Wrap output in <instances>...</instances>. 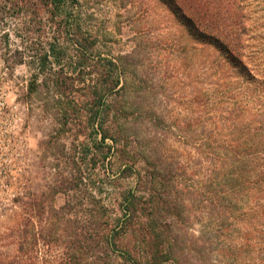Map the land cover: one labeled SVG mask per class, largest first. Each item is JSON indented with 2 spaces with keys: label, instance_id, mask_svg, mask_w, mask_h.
<instances>
[{
  "label": "trees",
  "instance_id": "16d2710c",
  "mask_svg": "<svg viewBox=\"0 0 264 264\" xmlns=\"http://www.w3.org/2000/svg\"><path fill=\"white\" fill-rule=\"evenodd\" d=\"M165 1L203 46L198 111L179 131L166 116L120 103L121 65L90 52L98 39L81 32L74 0H41L58 29L43 61L72 66L60 68L56 85L71 84L78 103L85 89L90 146L105 148L113 172L105 184L124 186L108 199L73 159L53 186L64 203L49 204L45 192L25 199L24 223L8 228L0 264H264V0ZM141 114L160 128L149 145H133L128 133ZM169 137L183 146L179 159L161 154Z\"/></svg>",
  "mask_w": 264,
  "mask_h": 264
},
{
  "label": "rangeland",
  "instance_id": "374dc122",
  "mask_svg": "<svg viewBox=\"0 0 264 264\" xmlns=\"http://www.w3.org/2000/svg\"><path fill=\"white\" fill-rule=\"evenodd\" d=\"M71 9L80 18L81 32L98 39L90 52L118 59L126 86L120 103L131 111L138 107L141 113L146 109L168 117L174 131L185 129L188 117L198 111L197 98L204 86L199 71L203 46L172 7L165 0H74ZM55 24L50 7L41 0H0V251L10 240L8 228L24 223L23 201L31 194L45 192L55 207L64 203L66 192L53 186L60 173L73 170V159L81 164L85 181L108 199L124 186L105 184L113 172L106 171L105 148L90 146L85 89L77 91L78 103L71 97L69 80L70 87L56 85L60 68L69 74L72 66L59 68L52 56L43 61L45 42L58 34ZM90 65L86 69H93ZM145 117L136 116L138 124L135 118L130 120L133 145L152 144L160 130L144 122ZM169 140L161 154L179 159L182 144ZM87 148L89 155L97 152L93 165L85 156ZM200 227L197 223L194 230Z\"/></svg>",
  "mask_w": 264,
  "mask_h": 264
}]
</instances>
